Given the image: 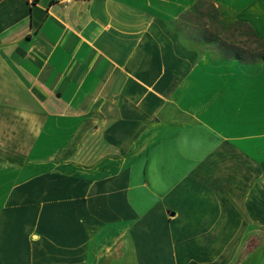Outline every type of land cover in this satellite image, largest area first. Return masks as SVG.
<instances>
[{"label":"crops","instance_id":"crops-1","mask_svg":"<svg viewBox=\"0 0 264 264\" xmlns=\"http://www.w3.org/2000/svg\"><path fill=\"white\" fill-rule=\"evenodd\" d=\"M240 26L264 0H0V264H264Z\"/></svg>","mask_w":264,"mask_h":264},{"label":"rangeland","instance_id":"rangeland-1","mask_svg":"<svg viewBox=\"0 0 264 264\" xmlns=\"http://www.w3.org/2000/svg\"><path fill=\"white\" fill-rule=\"evenodd\" d=\"M227 23L233 27H236L238 26V23L236 22V20L233 18H229V20L227 21ZM242 26V25H241ZM241 30H242V33L246 32V34L244 35V38H247V48L249 50H247V52H245V50H242L239 52L240 56L242 58H246V59H254L255 57L256 58H260V57H264V50L262 48V46L260 44L257 43V41L251 37V34L249 32V28L248 27H241ZM237 28V27H236ZM231 30H233V28L231 27ZM198 36H203L204 34L198 32L197 34ZM197 37V36H196ZM232 39L236 40L237 39V35H234V37H232ZM219 49H216V52L218 51ZM254 52H252V51ZM231 52H233V50H230Z\"/></svg>","mask_w":264,"mask_h":264},{"label":"built area","instance_id":"built-area-1","mask_svg":"<svg viewBox=\"0 0 264 264\" xmlns=\"http://www.w3.org/2000/svg\"><path fill=\"white\" fill-rule=\"evenodd\" d=\"M28 2H34V0H27ZM57 1H62V2H66L67 0H57Z\"/></svg>","mask_w":264,"mask_h":264}]
</instances>
